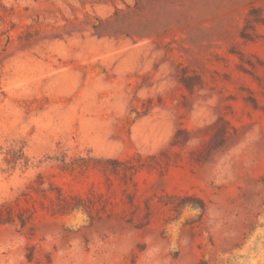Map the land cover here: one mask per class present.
I'll return each mask as SVG.
<instances>
[{"label":"rangeland","instance_id":"obj_1","mask_svg":"<svg viewBox=\"0 0 264 264\" xmlns=\"http://www.w3.org/2000/svg\"><path fill=\"white\" fill-rule=\"evenodd\" d=\"M0 264H264V0H0Z\"/></svg>","mask_w":264,"mask_h":264}]
</instances>
